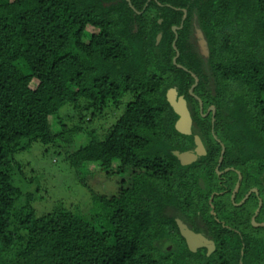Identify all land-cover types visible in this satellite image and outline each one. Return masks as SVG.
<instances>
[{
  "label": "trees",
  "instance_id": "trees-1",
  "mask_svg": "<svg viewBox=\"0 0 264 264\" xmlns=\"http://www.w3.org/2000/svg\"><path fill=\"white\" fill-rule=\"evenodd\" d=\"M184 12L172 46L171 27L180 25ZM194 15L211 85L189 40ZM169 88L187 101L190 135L174 127ZM110 103L119 109L110 125L88 130L84 123H93ZM210 105L213 116L203 117ZM65 107L87 113L69 124ZM51 116L60 131H52ZM196 133L206 154L182 165L173 151L192 149ZM35 143L77 175L85 163H96L107 177L127 176L128 185L94 196L99 212L91 216L64 207L39 215L31 191L38 178L27 180L15 158ZM221 145L220 169L264 172V0H0V264H188L190 258L236 264L238 251L225 255L221 231L212 235L216 252L206 257L203 250L206 262L194 259L199 255L186 247L175 220L202 212L208 223L210 205L230 206L217 196L208 202L220 189L215 166ZM93 175L77 181L87 186ZM247 187L243 181L236 200ZM253 198L228 209L230 223H242L235 217L248 222ZM254 237L243 234L248 258L263 244ZM164 240L175 247H159ZM259 260L264 257L244 264Z\"/></svg>",
  "mask_w": 264,
  "mask_h": 264
},
{
  "label": "rangeland",
  "instance_id": "rangeland-1",
  "mask_svg": "<svg viewBox=\"0 0 264 264\" xmlns=\"http://www.w3.org/2000/svg\"><path fill=\"white\" fill-rule=\"evenodd\" d=\"M87 30L92 31V29ZM200 32L201 31L197 24L196 16L194 15L191 24V34L189 40L192 43L193 48L197 51V54L201 57L206 67V55H204L206 52V45L202 40L203 37ZM85 38L87 39V37ZM206 69L208 70L210 79L209 84L211 85L212 78L208 66L206 67ZM34 84L35 83L33 82L31 85L34 86ZM121 105L122 104H119V108H121ZM118 110L113 106V103H110L109 107L105 108L100 114H97V118L94 119L93 123L89 125L84 123V126L88 130L95 127L99 131H102L106 127H108L113 121L114 117L118 115ZM85 113L87 112L82 107L77 109H70L69 107H65L63 109V115L65 117L64 121L69 124L81 123L82 117L85 116ZM49 124L53 132L60 131V124L58 123L55 116H51L49 118ZM73 149H76V145L71 147L70 151ZM15 158L23 163V171L27 180L30 181L34 177L38 178V189L34 192L33 184L31 186V191L33 193L32 206L35 209L36 213L39 215L50 212L55 207H64L71 210H79L80 213H86L91 216L99 212L98 206L93 201L94 196H110L116 194L119 188L126 187L129 182L127 176H105V174L100 171L99 166L96 163H85L80 174L77 175L75 171H73L62 158L52 153L43 152V148L39 147L37 143H35L29 151L16 153ZM116 164L117 163H114V166H116ZM91 172H94V175L89 179L90 181L88 182L87 186H83L77 181V178L88 176ZM230 174L231 177H233L234 174L231 172ZM244 179H247L248 183L256 184V180L259 179L257 170L249 168L248 171H246V175H244ZM122 181L123 184L121 185ZM217 199H219L220 201L223 200V198L220 197H217ZM225 200L228 202L230 201L228 200V198H225ZM251 205H253L252 207H254V202ZM210 207L212 206L210 205ZM219 209H215L216 217L218 219H222V214L224 213L222 209H220V211ZM212 212L213 211L210 208L209 213L211 215ZM200 214H202V212ZM180 215L181 216H179V218L182 219L183 223L187 224L190 228H193L194 224L204 223L202 222V218L200 219L199 217L202 215H198L197 217H186L182 214ZM206 219L212 220L215 219V217L209 216ZM259 219H264V210L261 211V215L258 216V220ZM252 226L253 228H250L252 230H250L249 232L253 233V235L255 236V240L257 239L258 241H262L263 243L258 247H253V249H255L254 251L256 252L255 255L257 258H259L260 256L264 257V227H256L253 222ZM198 227L199 232L205 231V234L208 235V237H212L211 232L201 228L200 225H198ZM178 244L179 245H177V247L179 248L175 249V253L177 255H181L182 250L180 249L182 247L180 243ZM260 252H262V255L260 254ZM194 254L199 255V257L195 256L196 258L194 257V259H198L200 263L206 262V258L203 257V250L200 249L199 252ZM211 262H213V260H211ZM186 263L198 264L197 261L193 259L191 260V258L186 259ZM255 264H264V261L259 260Z\"/></svg>",
  "mask_w": 264,
  "mask_h": 264
},
{
  "label": "flooded vegetation",
  "instance_id": "flooded-vegetation-1",
  "mask_svg": "<svg viewBox=\"0 0 264 264\" xmlns=\"http://www.w3.org/2000/svg\"><path fill=\"white\" fill-rule=\"evenodd\" d=\"M185 16H186V13L184 12V14H183V16L181 18L182 24H183V20L185 19ZM181 21H180V24H181ZM182 24L179 25V26H176L177 28L175 29V31L172 30L174 32V39L173 40H175V41L177 39V30L182 27ZM173 26H175V25H172V27ZM172 27H171V29H172ZM200 33H201V35L203 37L202 40L205 42V38L203 36V33L202 32H200ZM156 39H157V36H156ZM205 45H206V42H205ZM204 55L207 56L208 52L207 53L205 52ZM196 82H197V80H196ZM190 88H189V91H190ZM195 97H196V99L198 100V103H199V111L202 112V102L196 95H195ZM185 101H186V99H185ZM200 103H201V105H200ZM186 104H187V101H186ZM211 106H213V105L208 106L206 108L205 112L202 113L203 117H205L208 113H211V115L213 116L214 113L212 114V110L210 109ZM214 111H215V107H214ZM194 135H197L199 137V139H200V141H201V143L203 145V148L205 150V153L200 155L196 159V160H199L203 155L206 154L205 143H204V140L202 139V137L199 134H197V133L193 134V141H194ZM213 137H214V139H216V141L219 140V139H217L215 137V134L213 135ZM224 151H225L224 146L221 145V152H220V155L218 157L217 164L215 166V172H216V177H217V182L216 183H217V186L220 187V189H216V190L213 189L210 192V197L208 199V202H210L214 196H217V197H220V198H228V200H230L229 201L230 202V206L229 205H226V206L224 205L222 208H220V209L223 210V213H224V214H222L223 215V218H222L223 220L222 219H218L216 217L215 209L213 210V208H214L213 205H211L212 207H210L211 210L213 211L212 215L210 213L209 214L211 216L215 217V219L208 220V223L204 222V223H201V224L200 223L199 224H194L193 228H190L187 224L183 223L182 219H180L179 216H177L175 218V220H177V219L180 220L183 224H185V226L188 229L192 230L193 232H195L197 234H201L206 239L211 240L213 242V248L212 249H210L209 247H203V248L197 247L194 252L191 251L192 253H197L201 249V250H204V255L206 257H210L212 254H214L216 252V248L217 247H216L215 240L212 237L211 238L208 237V235L205 234V231L199 232L198 231V229H199L198 225H200L201 228L206 229L207 231L211 232L212 235L217 234L218 231L219 232L221 231L222 232V236H223V241L228 245V247L225 250V255H227V257H232L233 252L234 251H238L237 252L238 257H237V260H236L237 261L236 264H244L245 261L246 262L250 261V259L251 260H255L256 259V255L253 252L252 255H251V258H248V255L246 256L245 247H247V246L244 244L243 234H245V232H248V231L252 230V229H250V228H253L252 222H253L254 225H256V227L257 226L264 227V219H261V220L259 219L258 220V216L261 215V211L264 210V194H263L264 193V186H263L264 185V172L257 170V175L259 176V179L256 180V184H253V183H248L247 179H244L245 173L242 174V171H240V169H238V168H235L233 166H226V167H223V168L220 169L219 167H220V164H221V161H222V157H223L222 154H223ZM230 172H233L235 174V179L234 180H233L234 176L231 177ZM238 177H239V180H238ZM199 179L202 180L201 177ZM243 181L247 182L248 187L245 189V192L242 195H240L238 197V199L236 200L238 192L240 190V187H241ZM230 182H232V184ZM202 183H203L202 188L204 189L205 188L204 182H202ZM198 184L200 185V180H198ZM230 186H231V188H230ZM229 188H230V190H229ZM226 193H229V194L226 196ZM250 196L254 197L253 198V202H254L255 206L253 207L252 214L248 218V222L249 223L244 219V217H235L236 220L238 218L239 221L240 220L242 221V223H240V222L238 224L230 223L229 210L228 209L231 208V207L241 208L242 205H244L246 203V201L250 199ZM198 215H202V214H200V212H198ZM201 217L203 218V216H201ZM243 221H244V223H243ZM237 241H241V242H240V244H239V246H238V248L236 250L235 247L237 246ZM185 244H186V247L188 248V245H187L186 241H185ZM162 246L169 249V248L175 247V244H173V242H169V241L164 240V241L159 243V247H162ZM208 262H209V260H208Z\"/></svg>",
  "mask_w": 264,
  "mask_h": 264
},
{
  "label": "water",
  "instance_id": "water-1",
  "mask_svg": "<svg viewBox=\"0 0 264 264\" xmlns=\"http://www.w3.org/2000/svg\"><path fill=\"white\" fill-rule=\"evenodd\" d=\"M176 28H177L176 26H173L172 30L175 31ZM159 38H160V34L157 35L156 40L158 41ZM174 42L175 40H173L172 42L173 46H174ZM206 53H207V49H206ZM177 55L178 52H176V56ZM176 56L173 58V62H175ZM195 84H196V79L194 81V85ZM194 85L191 86L190 92ZM166 99L169 102L170 106L172 107L173 111L178 116L174 124L175 129L181 134L190 135L192 119L184 97L182 95H178L175 88H169L166 92ZM210 109L212 110V114H213L214 107L211 106ZM204 153L205 150L197 135H194V147L192 149L184 150V151H178V150L173 151V154L177 157L180 164L182 165H187L194 162L200 155ZM199 180H200V185L203 186L202 180L201 179ZM176 222L179 228V232L186 241L190 251L194 252L197 247L200 248L209 247L210 249L213 248V242L211 240H208L201 234H197L192 230L188 229L185 226V224H183L180 220L177 219Z\"/></svg>",
  "mask_w": 264,
  "mask_h": 264
},
{
  "label": "clouds",
  "instance_id": "clouds-1",
  "mask_svg": "<svg viewBox=\"0 0 264 264\" xmlns=\"http://www.w3.org/2000/svg\"><path fill=\"white\" fill-rule=\"evenodd\" d=\"M203 182V181H202ZM202 187V186H201Z\"/></svg>",
  "mask_w": 264,
  "mask_h": 264
}]
</instances>
